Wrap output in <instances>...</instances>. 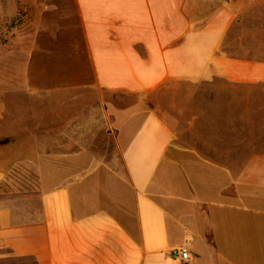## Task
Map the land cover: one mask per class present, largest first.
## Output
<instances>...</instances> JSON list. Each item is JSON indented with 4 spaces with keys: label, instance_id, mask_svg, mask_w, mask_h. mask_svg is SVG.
<instances>
[{
    "label": "crops",
    "instance_id": "1",
    "mask_svg": "<svg viewBox=\"0 0 264 264\" xmlns=\"http://www.w3.org/2000/svg\"><path fill=\"white\" fill-rule=\"evenodd\" d=\"M73 2L101 106L0 127V264H264V0Z\"/></svg>",
    "mask_w": 264,
    "mask_h": 264
},
{
    "label": "rangeland",
    "instance_id": "2",
    "mask_svg": "<svg viewBox=\"0 0 264 264\" xmlns=\"http://www.w3.org/2000/svg\"><path fill=\"white\" fill-rule=\"evenodd\" d=\"M79 59L85 52L73 0H0V127L29 128L35 109L58 100L46 93H70L71 108L83 106L85 114L92 109L94 118L101 106L99 90L90 82L89 67L78 66ZM79 72L86 74L85 81ZM102 96L106 108L112 98ZM98 131L95 142L102 138Z\"/></svg>",
    "mask_w": 264,
    "mask_h": 264
},
{
    "label": "built area",
    "instance_id": "3",
    "mask_svg": "<svg viewBox=\"0 0 264 264\" xmlns=\"http://www.w3.org/2000/svg\"><path fill=\"white\" fill-rule=\"evenodd\" d=\"M171 253L180 257L182 260H187L189 257V253L185 247L175 248L171 251Z\"/></svg>",
    "mask_w": 264,
    "mask_h": 264
},
{
    "label": "trees",
    "instance_id": "4",
    "mask_svg": "<svg viewBox=\"0 0 264 264\" xmlns=\"http://www.w3.org/2000/svg\"><path fill=\"white\" fill-rule=\"evenodd\" d=\"M8 142V139L7 138H4V139H0V145H3L5 143Z\"/></svg>",
    "mask_w": 264,
    "mask_h": 264
}]
</instances>
